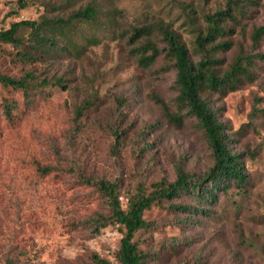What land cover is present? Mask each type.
I'll list each match as a JSON object with an SVG mask.
<instances>
[{
    "label": "rangeland",
    "instance_id": "rangeland-1",
    "mask_svg": "<svg viewBox=\"0 0 264 264\" xmlns=\"http://www.w3.org/2000/svg\"><path fill=\"white\" fill-rule=\"evenodd\" d=\"M87 4L96 19L67 31L73 46L60 37L55 54L25 62L23 48L0 44V71L29 73L39 85L28 96L0 86V103L3 96L14 103L10 121L0 105V264H120L124 229L111 220L99 183L114 185L126 210L131 197L174 181L177 166L204 177L212 158L198 122L186 117L176 126L163 113L161 103L178 108L159 28L179 35L197 61L203 16L227 4L236 9L226 21L233 32L219 40L232 47L216 58L226 69L238 54L250 55L251 76L232 92L202 97L229 127L228 147L240 155L246 181L231 183L212 205L184 195L152 204L143 213L148 227L132 241L144 264H264V38L256 47L250 39L264 25V0H0V30L66 19ZM135 30L142 34L132 41ZM146 40L162 51L148 67L137 52ZM170 204H201L206 214ZM94 220L106 226L96 231Z\"/></svg>",
    "mask_w": 264,
    "mask_h": 264
},
{
    "label": "trees",
    "instance_id": "trees-1",
    "mask_svg": "<svg viewBox=\"0 0 264 264\" xmlns=\"http://www.w3.org/2000/svg\"><path fill=\"white\" fill-rule=\"evenodd\" d=\"M235 12V6L227 4L224 10L203 16L205 26L198 30L193 40V49L199 57L197 61L191 59L189 50L179 35L164 27L159 28L165 43L164 55L172 61L175 71V104L178 108L176 112H171L161 103L163 113L168 121L176 126L182 125L186 117H193L198 122L211 154L212 166L202 178L186 173L181 166L175 167L174 181L167 183L161 180L153 185V191L148 195L138 193L131 197L126 210L120 206L115 186L102 181L99 183L100 191L110 200L111 220L124 229L118 252L120 264H144V255L138 251L132 239L138 230L148 227L143 213L151 208L152 204L184 195L203 204L212 205L217 199V194L226 192L231 183L241 187L246 181L240 155L233 153L228 147L229 127L219 120L215 111L202 97L206 91L225 95L236 90L244 80L250 79V68L253 64L250 55L238 54L226 69H222L223 61L216 58V54L226 52L232 47V41L219 39L232 34L233 30L227 27L226 21H231ZM96 16L95 7L87 4L84 8L72 12L66 19H48L43 16L38 20H22L12 23L6 30H0V44L23 48L19 53L21 59L25 62L36 61L55 54L60 37L68 40L73 46L67 31L74 28L76 23L93 22ZM23 31H27L25 36ZM141 34V30H135L131 40H136ZM263 38L264 25L253 29L250 37L252 46L256 47ZM137 52L139 64L148 67L162 51L155 43L146 40L137 47ZM39 84L45 85V80ZM55 84L65 88L61 81H56ZM0 86L28 96V90H34L39 85L33 82L29 73L21 78H14L0 71ZM0 105L4 118L10 121L14 103L3 96ZM254 111L258 113L259 109ZM259 114H264V109L260 110ZM169 208L190 215L206 214L201 204H170ZM91 223L96 231L106 226L105 223L101 224L95 220Z\"/></svg>",
    "mask_w": 264,
    "mask_h": 264
}]
</instances>
